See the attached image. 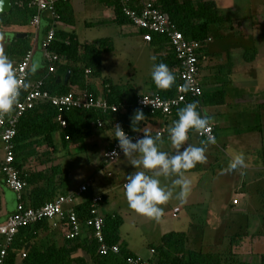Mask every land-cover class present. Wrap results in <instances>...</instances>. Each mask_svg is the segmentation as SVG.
I'll list each match as a JSON object with an SVG mask.
<instances>
[{
    "label": "crops",
    "instance_id": "1",
    "mask_svg": "<svg viewBox=\"0 0 264 264\" xmlns=\"http://www.w3.org/2000/svg\"><path fill=\"white\" fill-rule=\"evenodd\" d=\"M68 1L69 0L65 1L64 4L67 5ZM251 1H256V3H252L253 7L251 8L254 16L253 19H244L246 29L240 27V22L234 21L232 26L236 27V31L233 27L229 32L222 30H216V32L211 31L201 49L203 58H201L199 62L197 79L202 87V92L203 94H207V91L210 92L211 88L218 87L223 90V97L219 103L215 104L206 103L203 102V100L198 101V105L200 106L199 112L201 115H206L211 118L210 125H212L214 130L215 143L206 145L205 155L207 156V160L205 163H198L194 168L187 170L184 173L185 178L190 181V190L184 197L183 201L176 198V193L179 192V187L177 186L173 189L174 196L168 201H173L174 203L170 215L173 218L178 217V221H175V223L170 222L172 226H169V224L166 223L164 211L165 205L168 202L161 206L163 212L158 219H150L135 213L128 207L124 195H121L118 199L112 192L117 179L115 182L112 181L111 183L103 178L96 180L95 176H93V172H88L87 174H79V172H77L75 175L78 179H75L73 174H71L72 170L70 168H63L60 172L62 176L54 178L58 190H65L66 192L74 189L77 185L85 182L88 178H92L91 185L88 187L87 192L77 199L76 203L85 198H89L91 195H101L102 202L98 207L99 214L101 216L115 215L121 218V225L118 228V243L123 242L128 250L143 259H152L153 254L150 253V251L142 253L140 246H137L134 243H128L123 238L122 225L125 223V218H130L129 220L133 222L135 230H138L137 226L139 225L137 224L139 221L143 222V228L138 231L146 232V230H153V233L150 236L151 240L149 239L148 243L149 249L152 247L150 245H155L159 242L163 233L174 230L184 231L188 237L187 242L191 243L190 247L193 249L214 251L222 254L230 252L231 254H234L233 258L244 260L241 259V253L244 254L250 251L249 253L254 254L252 252V247H255L254 244L258 242L259 245H257L256 248L260 251L255 252V255L258 253V255L264 253V232L263 228L259 229L264 220L259 221L257 228L255 229V224L252 226L250 221L245 217L249 215L253 206H255L251 201L254 198H256V200L260 198L258 202L261 207H264V177L261 176L262 173L260 172V169H264V166L260 168L258 165L250 167L247 165L245 168H242L244 170L251 168L249 169V182H258L261 184L257 189H252L250 192H246L243 189V184L240 182H232L229 177V174H231L232 177H234L235 174L241 175L243 170H238V173L227 171L228 161L226 156H229V152H225L226 149L230 148V144H234V146L239 145V139H237V137L241 138L242 146L245 147L247 145L245 149L256 145L259 141H263L264 138V0ZM108 3L109 0H80L78 4H71L69 6L70 12L65 16L66 21H59L58 19L53 21L48 12H42L39 19V25L36 29L30 25V20H28V23L23 26L18 24L4 25L0 29V54H3L6 45L13 37H15L16 33H25L24 38H26V43L32 51V57L28 66V78L26 80V85H30L34 80L43 78L47 74L46 63L44 61L41 46L47 29L52 27L65 32H73L79 43H82L83 41L95 42L99 38L107 37L110 38L112 44L110 52L114 51L115 41L120 42V45L133 55L136 53L138 54L139 52H144L148 57L150 67L147 68L145 73H141V77L137 78V67L132 66L133 61L127 59L124 64L125 69L127 70V76H125V80H122L123 82H119V80H114V78H112V73L108 77L105 76L101 53L99 56L101 77L92 78L88 73L87 76H85V84L94 87V89L100 93L102 90V84L100 82L101 78H107L109 83L119 87L120 84L123 83L126 85V89H122L121 91L122 99L124 100L130 96L135 97L140 94L155 93L156 88L150 76L152 65L153 63L166 64L164 59L166 55L170 53V47L166 41L163 40H156V42L144 41L142 39V33L129 22L124 24L114 22V10ZM216 5L218 7V4ZM86 7H89L88 12L89 9H93V12L95 13L93 19L86 18L84 24L87 28L104 25L105 27H111L114 32L106 34L107 32L104 30L105 32L100 36L95 37L86 35L83 40L79 39L74 29V14L76 9H83ZM257 10L259 12H257ZM127 26L131 29H127ZM215 37H220V40L216 41ZM153 56L156 57L155 61L150 59ZM19 58H12L10 60L14 65ZM133 60L137 63L136 66H139L140 64V66L143 67L141 59L135 57ZM34 63L39 64V68L34 74H30L29 69ZM203 67H205V70H202L203 74H201V69ZM116 70H118V68ZM63 75H61V78ZM118 77L119 75L116 76V78ZM169 123V119L160 115L150 116L145 122L143 129L152 132ZM254 127H256V129H254ZM227 128H230L235 132H232V134L227 131L224 132ZM93 131L94 134L84 138V140L89 139L88 143H90L92 147L100 149L99 154L102 156L103 151L111 144L114 135L113 129L108 127L106 129L98 128L97 130L94 127ZM100 133H102L101 137L99 136ZM84 140H82V142ZM203 140L204 139L199 137L196 132L190 131L184 147L201 146V141ZM52 141L54 147H48V145L43 142L39 143L36 147L38 153L37 157L39 158L28 156L24 167L35 169L43 168V164H49V162H41L44 161L47 156H54V162L61 165V162H58V160L67 155V153L69 156L70 151L76 144L69 143L64 147L57 132L52 134ZM85 143L86 142H84V146L86 147ZM159 149L168 152L169 154H175L176 151L172 147L168 136L160 138ZM47 150H50L49 154L46 152ZM44 152L45 157L43 155ZM233 153L234 152H231V154ZM229 157L231 159V156ZM100 161H102V157ZM96 167H98L97 164H95V168ZM130 168L134 169L129 165V169ZM222 170L224 171L222 172ZM108 173H110V175H108ZM105 175V177L112 176L110 171H107ZM215 175L218 177L214 178ZM127 177L128 176L123 178L120 182H117V186L122 188V183L127 181ZM174 178L175 177H172L167 181H164L163 178L161 179L162 183L167 187H171V180ZM70 181H73V183ZM232 188L233 190L230 197L226 193ZM29 189L30 188H26L24 194L26 203ZM237 191H241L239 192L241 193L239 195L242 198L240 199L241 204L239 203V200L234 197L235 194L233 195V192ZM233 199L237 200L235 204L232 203ZM16 204L17 196L15 192L6 187L1 181L0 224L6 220L8 215L15 211ZM182 204L186 205L189 209L187 215L180 217L179 213L183 210ZM176 207L179 208V211L173 216L172 211ZM254 213H257L256 209ZM218 216L221 221L220 225V221L217 223ZM193 222L194 226H192ZM224 222H226L227 225H230L227 232H222ZM188 223L192 226V232L189 231L190 228L182 230L184 229V225ZM152 224H154V226ZM84 233L85 232L83 231L80 235L85 236ZM237 233L240 234L239 240L232 244L231 235ZM50 241L57 242L58 244L63 241L62 232L59 231V228L52 229L50 227V229L40 232L38 237L32 241V244L42 247ZM246 243H249L250 245L247 251L244 249ZM77 255H82L88 260L87 256L81 249L77 251Z\"/></svg>",
    "mask_w": 264,
    "mask_h": 264
},
{
    "label": "trees",
    "instance_id": "2",
    "mask_svg": "<svg viewBox=\"0 0 264 264\" xmlns=\"http://www.w3.org/2000/svg\"><path fill=\"white\" fill-rule=\"evenodd\" d=\"M67 1V0H65ZM64 0H56L55 10L59 21H66V15L70 12L69 6L65 5ZM154 5L169 15L171 22L189 39L202 43L204 46L213 25L232 28L231 14L221 11L214 0H153ZM119 0H109V5L113 7L115 17L114 22L119 24L128 23L129 20L123 15ZM34 8L28 6V0H11V10L0 14V29L4 25H26L29 18L34 14ZM165 41V37L153 33L151 41ZM112 48L110 38H99L95 42L83 41L79 43L73 32H65L54 28V39L49 49L58 56L54 63L55 71L48 73L42 78L43 89L52 94H63L72 92L75 94L87 91L95 97H101L109 104L113 103L119 107V111L111 112L100 109H71L63 113L66 120V127L61 128L55 121L57 109L49 102H38L32 108L27 109L19 118L16 125V132L12 139L13 166L21 179L27 183L29 194L27 204L37 207L45 202L52 200L57 194L66 193L65 190L59 191L54 180L55 177H61L60 164L55 163V157H46L43 168H25L26 158L28 156L37 157L36 147L43 142L48 147H54L52 134L57 132L64 147L69 143L82 142L84 138L94 134L93 128L97 120H101L103 125L100 129L112 128L115 120L121 121L126 130L130 132L145 131L143 126L148 117L156 116L147 110H139L135 104L136 96H130L122 99V89L117 85L109 83L107 78H101L102 90L100 93L92 86L85 84L87 74L85 69L89 70V76L92 78L101 77L100 71V52L110 51ZM29 49L26 38L13 37L6 45L3 55L9 59L21 57ZM202 49V48H201ZM165 62L170 71L175 75V83L167 90L157 89L153 95L162 98L170 97L175 94V89L180 83L178 76V62L175 59L173 50L166 55ZM70 70V76L66 84L58 82L66 71ZM57 71V72H56ZM28 89L24 87L22 90ZM223 97V90L217 89L207 94H201L200 97L186 96V103L180 104L172 111V122L176 120L177 112L186 104L196 102L199 111L198 101L206 103H219ZM122 106L125 111L121 112ZM140 111L144 117L140 121L132 118L135 113ZM257 127V126H256ZM254 127V129H256ZM96 128V127H95ZM214 131V130H213ZM114 132V130H113ZM46 152H50L47 150ZM45 157V152L43 153ZM51 156V155H49ZM3 182V176L0 173V182ZM4 183V182H3ZM60 192V193H59ZM73 209L78 220L82 221L89 216L90 200L85 198L73 205ZM103 234L105 241L109 244H118V253L100 254L97 251L96 242L88 239L87 236L78 235L71 239L64 237L66 229L65 222H62L59 231L62 232L63 241L57 243L50 241L44 246H36L32 241L38 237L42 231L50 229L47 220H41L34 224L20 227L15 234L11 244L6 249L5 264H128L127 258L137 256L127 249L126 245L118 243V228L121 225V218L115 215L103 216ZM52 228V227H51ZM54 229V228H52ZM240 234L231 235L232 244L239 240ZM187 234L184 231L170 230L161 235L159 242L150 245L153 248V258L145 259L149 264H252L247 260H238L233 258L234 254L219 253L214 251H204L202 249H193L187 247ZM31 243V244H30ZM82 250L88 260L82 255H77L78 250ZM21 253L25 256L22 257ZM259 263L264 264V253L259 255Z\"/></svg>",
    "mask_w": 264,
    "mask_h": 264
},
{
    "label": "built area",
    "instance_id": "3",
    "mask_svg": "<svg viewBox=\"0 0 264 264\" xmlns=\"http://www.w3.org/2000/svg\"><path fill=\"white\" fill-rule=\"evenodd\" d=\"M119 2L123 15L129 20L130 24L142 33V39L144 41L150 42L153 33L165 37L166 43L173 50L175 59L178 62L179 67L177 71L180 83L175 89V94L170 97L162 98L153 94H140L136 96L135 104L139 110H147L151 114L158 113L160 116L169 119L170 123L152 132H148L147 130L144 132H130L125 129L121 121L115 120L113 123V139L111 144L102 153L103 164H110L123 155L118 148V141L115 139V125H119L133 141L143 136L144 133L152 136L158 134L160 138H163L168 136V128L172 124V111L180 106V104L186 103L187 95L197 98L202 94V87L197 79L199 62L203 58V54L201 53L202 43L185 38L171 22L169 15L157 8L153 0H119ZM55 3L56 0H28V6L35 10V13L30 18V25L35 29L38 27L42 12H48L52 20L56 21L58 15L55 10ZM53 39L54 28L51 27L46 30L41 43L46 71L48 73L55 71L54 63L58 60L57 54L49 49ZM31 57L32 51L29 48L13 65L22 89L26 85L28 78V66ZM88 73L89 70L85 69V74ZM38 102H49L57 109L55 121L61 128L66 127V120L63 117V113L71 109L119 111V107L116 104H109L103 98L95 97L87 91H82L78 94L72 92L52 94L43 89L42 78L34 80L28 85V89L25 91L21 90L18 102L14 106L13 111L6 116L0 117V151L2 152V156L0 157V173L3 176V182L6 187L15 192L17 196L15 211L8 215L6 220L0 224V264H5L6 249L11 244L19 228L44 219L54 229L60 228L62 222H65L66 229L63 233L66 239L74 238L84 231L88 239H93L96 242L98 253L103 255L118 253V244H109L105 241L103 234V216L98 212V207L102 202L101 195H91L89 197V216L84 220H78L73 209L76 200L87 192L92 178H88L85 182L66 193L57 194L52 200L40 206L32 207L26 203L24 194L27 183L19 177L17 170L12 164L14 149L12 139L15 135L19 118L27 109L32 108ZM120 111H125V107L122 106ZM102 125L101 120H97L95 123L96 128H101ZM208 134L214 135L212 125H210V133ZM197 135L205 140L207 134L197 133ZM114 152L116 155L113 154ZM125 183L126 181L122 183L123 189ZM236 202V199L232 200L233 204ZM177 211H179V208H174L172 215L175 216ZM149 251L152 254L154 252L153 248H150ZM21 256L24 257L25 254L21 253ZM127 263L149 264L147 260L140 256L127 258Z\"/></svg>",
    "mask_w": 264,
    "mask_h": 264
},
{
    "label": "clouds",
    "instance_id": "4",
    "mask_svg": "<svg viewBox=\"0 0 264 264\" xmlns=\"http://www.w3.org/2000/svg\"><path fill=\"white\" fill-rule=\"evenodd\" d=\"M150 59L155 61L156 57L153 56ZM38 68L39 64L34 63L29 73L34 74ZM150 76L156 88L161 90L171 88L176 79L164 63H153ZM21 90L22 86L11 60L7 55L0 54V117L13 111ZM143 117V113L137 111L132 118V124L133 119L140 121ZM177 117L168 128V139L176 150L175 154L159 149L158 134L152 136L144 133L133 141L119 125H115V139L123 156L130 159L132 168L143 169L128 175L124 185V197L130 209L150 219H158L162 215L161 206L173 198V189L177 186L179 192L176 193V198L183 201L190 190V181L185 178L184 173L198 163H205L207 160L205 147L207 144L215 143V136L208 134L211 118L201 115L197 110L196 102L188 103L179 109ZM190 131L207 134L206 139L201 141V146L184 147ZM113 154L116 155L115 152ZM246 166L244 154L233 153L226 170L231 172ZM172 177L175 178L171 180V187L162 183L161 178L167 181Z\"/></svg>",
    "mask_w": 264,
    "mask_h": 264
},
{
    "label": "rangeland",
    "instance_id": "5",
    "mask_svg": "<svg viewBox=\"0 0 264 264\" xmlns=\"http://www.w3.org/2000/svg\"><path fill=\"white\" fill-rule=\"evenodd\" d=\"M80 2V0H69L67 2V6L72 5H76ZM216 4H218V7L224 11V12H230L229 14H231V18H232V23L235 22H240V27L242 29H246L245 27V18H251L253 19V12L251 11L252 3L256 1H251V0H215ZM76 8V7H75ZM88 8H83V9H76L75 10V14H74V29L77 33V36L79 37V39H84V37L86 35L89 36H100L101 34H103L105 31L107 32L106 34H111L114 32V30L111 27H105L103 26H93L92 28H87L84 24L86 18H90L93 19L95 13L93 12V9H89L88 12ZM96 8V7H95ZM97 9V8H96ZM88 12V13H87ZM257 12H259L257 10ZM93 21V20H92ZM235 25V23H234ZM127 29H131L129 26L126 27ZM234 30L236 31V27L233 26ZM232 28V29H233ZM105 30V31H104ZM216 30H222V31H230V28L228 27H220L218 28V26L213 25L211 31H215ZM216 41L220 40V37H215ZM102 53V54H101ZM101 58H102V65H103V72L105 74V76H109L112 73V78H114V80H119V82H123L122 80H125V76H127L126 74V69H125V62L126 60H130L133 61V65L134 67H137L136 71V77H141V73L147 70V68L150 67V63L148 61V57L145 55L144 52H139L138 54L136 53L135 55H133L130 52H127V49H124L121 45L120 42H116L114 43V51L110 52V51H101ZM135 57H138L139 59L142 60L143 62V67L140 66H136L137 63H135V61L133 60ZM205 64V63H204ZM116 65V67H115ZM118 68V70H116ZM202 70H205V67H203L201 69V74ZM101 71V69H100ZM143 74V73H142ZM119 75V79L116 78V76ZM103 77V76H102ZM200 78V77H199ZM125 82V81H124ZM125 84L121 83L120 87L121 88H125ZM219 89L218 87L216 88H211V91L217 90ZM209 93V91H207ZM239 128V127H238ZM98 130V128H95ZM227 131L230 134H232V132H235L234 130L232 131V129L227 128L224 130V132ZM96 134V133H95ZM221 135V134H220ZM99 136H102V133L99 134ZM236 139V138H235ZM237 139H239V145L234 146V144H230V148L226 149L225 152H229V156H231V152L234 153H243L245 156V161H246V165L250 166H254V165H258L260 168H262L264 166V138L263 141H259L257 142L256 145L254 146H250L248 149H245L246 146H242L241 143V138L237 137ZM89 139L84 140L83 142H79L76 143L74 145V148L70 151V154L68 156L65 155L64 157L60 158L58 160V162H61L60 165V170H63V168L66 169H71V174H73V177H75V179H78L76 177V173L79 172V174H87L88 172H93V176H95L96 180H98L99 178H103L104 180H108V182H115V180L117 179V182H120L123 178H125L126 176H128L129 174H131L132 172L136 171V169H129V158H125L123 155H121L116 161L110 163V164H103V161H100L101 159V155L99 154V150L97 147L94 148L91 146L90 143H88ZM195 141L197 143V140L195 138ZM84 142H86V147L84 146ZM72 145V144H70ZM71 148V147H70ZM224 152V153H225ZM0 155L2 156V152H0ZM228 155L226 156L227 161L229 162L230 157ZM81 164V165H80ZM95 164L98 165V167L95 168ZM80 169V170H79ZM251 169V168H249ZM249 169H242L243 172L240 174H235L234 177H232L231 174H229V177L231 178L232 182H240L241 184L244 185V190L246 192H250V190L252 189H257V187H260V183L255 182H249V178H250V172ZM240 170V169H238ZM238 170H234V172L238 173ZM110 171L111 175L110 177H105L106 172ZM260 172L262 173L261 176L264 177V169H260ZM217 175V174H216ZM214 176V178H217L218 176ZM220 177V175H219ZM80 178V177H79ZM71 183H73V181H70ZM114 186L112 192L115 194V196L119 199V197H121V195H124V190L120 187L117 186V183ZM231 182V181H229ZM242 189V190H243ZM232 190L227 191V195L231 197L232 194ZM241 191H237V192H233L234 197L239 200V203L241 204L240 199H242L240 197L239 193ZM225 195V196H227ZM257 197V196H256ZM261 197V196H258ZM247 199V197H246ZM260 199V198H259ZM256 200V198H254L252 201V203L255 205L253 206L251 212L249 213L248 216H245L246 219L248 221H250V224L253 226L255 224V229L257 228V225L259 223V221H263L264 220V207H261L259 201ZM244 201V200H243ZM258 202V204H257ZM173 201L168 202L165 205V211H164V216L166 218V223L169 224V226H172L171 223H175V221H178V217L173 218L171 217V208L173 206ZM257 204V206H256ZM183 210L179 213L180 217L183 215H187V211H188V207L184 204H182ZM256 209L257 213H254ZM231 218V217H230ZM130 218L126 219L125 218V223H123L122 225V233H123V238L128 242V243H134L137 246H140L141 248V252H149V239L150 236L153 233L152 231H147L143 232V231H138L139 229L143 228V222L139 221V223L137 225L138 230L134 229V225L133 222L131 220H129ZM217 223L218 221H220V218L218 216L217 218ZM171 222V223H170ZM221 221L219 222L220 225ZM154 226V224H152ZM218 225V227H219ZM146 226V225H145ZM194 226V222L193 225ZM189 223L184 225V229L182 230H186L188 228L190 232H192V227ZM264 222H262V226L259 227L263 228V232H264ZM230 227V225H227L226 222H224L223 224V228H222V232H227L228 228ZM170 228V227H169ZM151 240V239H150ZM238 241L235 240L234 242L236 243ZM152 242H156V241H152ZM259 245L258 242L254 244L255 247H252V252L254 254L251 253H244L241 257V259L247 260L249 262H251L252 264H258L259 263V253L257 255H255V252L260 251L258 250V248H256V246ZM187 247L191 246L190 242H187ZM249 243H246V247L244 248L245 251H247L249 249ZM253 246V245H251ZM240 257V256H238ZM240 259V258H239Z\"/></svg>",
    "mask_w": 264,
    "mask_h": 264
},
{
    "label": "water",
    "instance_id": "6",
    "mask_svg": "<svg viewBox=\"0 0 264 264\" xmlns=\"http://www.w3.org/2000/svg\"><path fill=\"white\" fill-rule=\"evenodd\" d=\"M11 10V0H0V14L1 13H6L9 12ZM16 38H24L25 37V33H16L15 34ZM70 76V70L66 69L64 75L62 78H58L57 81L58 82H62L63 84H66L68 79Z\"/></svg>",
    "mask_w": 264,
    "mask_h": 264
}]
</instances>
